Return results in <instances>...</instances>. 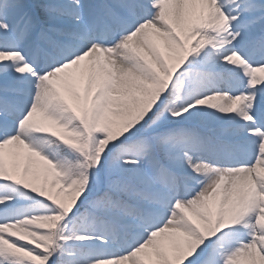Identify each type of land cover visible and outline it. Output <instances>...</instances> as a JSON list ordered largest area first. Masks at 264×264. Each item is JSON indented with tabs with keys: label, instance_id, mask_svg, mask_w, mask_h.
Wrapping results in <instances>:
<instances>
[{
	"label": "snow or ice",
	"instance_id": "obj_1",
	"mask_svg": "<svg viewBox=\"0 0 264 264\" xmlns=\"http://www.w3.org/2000/svg\"><path fill=\"white\" fill-rule=\"evenodd\" d=\"M0 264H264V0H0Z\"/></svg>",
	"mask_w": 264,
	"mask_h": 264
}]
</instances>
